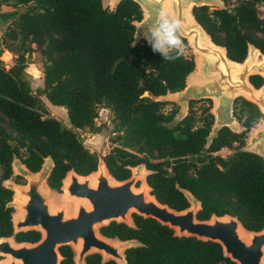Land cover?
Here are the masks:
<instances>
[{"label": "trees", "instance_id": "16d2710c", "mask_svg": "<svg viewBox=\"0 0 264 264\" xmlns=\"http://www.w3.org/2000/svg\"><path fill=\"white\" fill-rule=\"evenodd\" d=\"M222 7L193 6L196 20L211 40L226 48L227 56L242 61L248 44L264 53V0H222ZM14 9L0 11L8 23L0 33V236L13 233L6 206L12 191L3 180L12 176L11 162L19 158L30 171L49 156L53 166L46 183L59 190L66 172L87 175L97 168L98 155L89 150L75 129L98 133L100 107L111 111L110 149L102 156L109 174L124 180L130 167L144 164L145 181L159 202L176 210L189 203L181 191L200 201L198 219L230 214L248 230L264 227V158L244 149L247 132L263 117L258 107L236 97L233 115L243 129L226 126L208 139L213 124L211 103L199 110L190 100L186 114L170 124L178 106L165 109L158 97L182 89L195 68L194 55L184 41V52L166 62L145 39L133 42L134 21L142 11L134 0H120L114 7L102 0H0ZM24 5L23 10L15 9ZM14 54L9 63L4 51ZM42 58V94L62 106L71 128L52 116H43L40 99L26 70L33 52ZM259 87L264 78L249 76ZM222 148L230 151L226 155ZM18 179L19 176H14ZM134 226L110 221L100 226L102 235L120 240L136 239L125 249L127 264H236L222 253L219 243L194 236H178L151 217L132 213ZM17 241H35L39 232L19 231ZM60 264H74L68 245L59 247ZM84 264H117L102 261L99 253L85 256Z\"/></svg>", "mask_w": 264, "mask_h": 264}, {"label": "water", "instance_id": "95a60500", "mask_svg": "<svg viewBox=\"0 0 264 264\" xmlns=\"http://www.w3.org/2000/svg\"><path fill=\"white\" fill-rule=\"evenodd\" d=\"M119 1L114 0L113 7ZM134 1L142 11L141 20L134 21V43L139 41L136 36L140 26L150 27L160 8L166 7L172 15L183 21L181 37L194 55V78L191 81L186 79L182 89L158 97L178 104L170 124L173 125L186 114L190 100L198 99L213 101L210 109L213 124L208 139L215 136L222 126L234 132L240 131L233 115L236 97L254 103L264 116V82L255 87L249 80V76L254 74L264 78V53L248 44L246 56L238 62L227 56L224 46L211 40L194 17L192 8L210 6L213 0ZM218 1L223 4L222 0ZM139 37L144 39L142 33ZM250 143L252 148L244 149L264 158V124L253 131ZM52 166V159L47 156L41 167L31 172L20 159L13 158V171L27 180L25 185L5 182L14 191V200L8 203L17 209L12 216L14 231L35 229L41 232V238L34 243H16L12 237L0 238V254L8 255L7 261L0 264H59L61 255L58 247L61 245L71 247L75 264H84V257L94 252L101 255L102 261L112 259L117 264H127L125 249L140 242L136 239L106 237L100 233L99 227L110 221L134 226L132 213L151 217L167 225L173 229L174 235L215 241L221 246L223 255L236 264H264V227L256 231L248 230L236 216L227 213L198 219L196 212L200 209V201L183 188L181 191L189 203L186 208L176 210L159 202L150 193L151 187L145 181L149 170L142 163L131 166V174L124 180L114 179L100 156L96 170L87 175H79L70 169L60 186L64 203L57 205L52 203L56 197L54 192L45 187ZM16 197L23 199L17 200ZM69 202L74 205L72 212L68 210Z\"/></svg>", "mask_w": 264, "mask_h": 264}, {"label": "rangeland", "instance_id": "374dc122", "mask_svg": "<svg viewBox=\"0 0 264 264\" xmlns=\"http://www.w3.org/2000/svg\"><path fill=\"white\" fill-rule=\"evenodd\" d=\"M102 2L105 6H108L111 8V7H113L114 0H103ZM222 5L223 4L220 1L213 0V2L210 4L209 7H211V8H213L215 6L220 7ZM24 8H25L24 5H20V6L15 7V9H17V10H23ZM259 8H260V15L264 18V5L260 6ZM11 9H14V7H12L10 5H4V4L0 5V11H6V10H11ZM7 23H8V20H5L3 17L0 16V33L3 32ZM140 39H141V37L137 38V40H140ZM184 52H187V50L185 48H184ZM1 58L4 62L9 63L10 61H12L14 59V54L12 52L6 50L3 52ZM42 68H43L42 67V58H41L40 54L35 51L28 58L26 70L31 75V81H30L31 87H32L33 91L36 93V95L38 96V98L40 99L41 104L43 106V108H41L42 114H43V116L55 117V118L59 119L65 127L71 128V125L68 122V118H67V114H66L65 109L62 106L51 104L46 99V97L44 95L37 93V89L39 87H42V85H43ZM209 101L210 102L198 101V102L194 103V108L199 110L200 107H202L204 104L208 105V103L209 104L211 103V108H212L213 101L210 99H209ZM171 103H173V102H169L168 104H166L165 109L171 108L172 107ZM174 103L178 106L177 102H174ZM111 117H112V113L109 109L104 108V107H100L98 110V115H97L96 120H95L96 124H103L104 125L100 132L93 133V132L88 131L87 129H75L74 128V131L76 132L77 136L82 140L83 144L89 150L94 151L100 157H102L111 147V142L108 139L109 134H110V130L112 127ZM236 124H238V130L243 129V127L239 121L236 120ZM263 124H264V116L262 118H260L256 123H254L253 126L250 128V130L247 132V137H246L245 145L243 148H246V147L252 148V145L250 143V137L252 136L253 131L255 129L261 127ZM229 151H230V149H228V148H222L219 150L218 153H220L221 155H226ZM14 174H15V172H14ZM8 181H11L13 183L17 182L14 178H10ZM141 181L144 182L143 179ZM23 182H24V178H21L18 180V183L23 184ZM137 185H139V182L137 183ZM45 187L48 191L54 192V195L56 196L52 200L53 204L57 205V204L64 203L61 200L62 194H63L62 190L56 191L54 189L49 188L47 185H45ZM15 199L22 200L23 197H16ZM73 209H74L73 203L69 202L68 210L70 212H72ZM3 258L7 259L8 257L3 256Z\"/></svg>", "mask_w": 264, "mask_h": 264}, {"label": "clouds", "instance_id": "9594fccd", "mask_svg": "<svg viewBox=\"0 0 264 264\" xmlns=\"http://www.w3.org/2000/svg\"><path fill=\"white\" fill-rule=\"evenodd\" d=\"M182 30L183 21L166 7H161L150 27L140 26L136 39L142 33L154 53H158L164 61L172 62L180 58L185 48Z\"/></svg>", "mask_w": 264, "mask_h": 264}, {"label": "flooded vegetation", "instance_id": "af4514ba", "mask_svg": "<svg viewBox=\"0 0 264 264\" xmlns=\"http://www.w3.org/2000/svg\"><path fill=\"white\" fill-rule=\"evenodd\" d=\"M19 159V158H18ZM21 161V160H20ZM22 162V161H21ZM43 163V162H42ZM41 163V164H42ZM22 164H24L23 162H22ZM25 165V164H24ZM26 167V166H25ZM41 167V166H40ZM27 168V167H26ZM11 169H12V176L11 177H9V178H7V179H5V180H3V182H2V184L6 187V188H8L6 185H5V182H7L10 178H14V176H19V178L18 179H15L17 182L15 183V184H18V185H25L26 184V182H27V180H26V178L24 177V176H21V175H19V174H14V171H13V168H12V162H11ZM28 169V168H27ZM29 170V169H28ZM37 171V170H36ZM36 171H31V172H36ZM21 178H24V182H23V184L22 183H18V180L19 179H21ZM47 180V179H46ZM9 182H11V181H9ZM11 183H13V182H11ZM46 185H47V183H46ZM48 186V185H47ZM61 186V185H60ZM49 187V186H48ZM50 188V187H49ZM10 189V188H9ZM51 189H54V188H51ZM11 191H12V197H11V199L6 203V206H9L8 205V203L9 202H11V201H13L14 200V191L12 190V189H10ZM54 190H56V189H54ZM56 191H61L60 190V187H59V190H56ZM10 207H12L13 208V211L11 212V223H12V229H13V233L11 234V235H8V236H0V238H2V237H12L13 238V240L16 242V243H21V242H27V243H34V242H37L40 238H41V232L40 231H38V230H35V229H28V230H35V231H38L39 232V238L37 239V240H35V241H26V240H22V241H17V240H15V238H14V234L15 233H17V232H19V231H14V227H13V222H12V216H13V213H15L16 211H17V209L15 208V207H13V206H10ZM20 231H27V230H20ZM62 246V245H61ZM69 246V245H68ZM60 247V246H59ZM59 247H58V252H59V254L61 255V253H60V251H59ZM70 247V246H69ZM71 248V247H70ZM72 250V249H71ZM72 252H73V250H72ZM73 255H74V253H73ZM3 256H6V257H8V255H2V254H0V262H3V261H7V259H5V258H3ZM62 255H61V259H62ZM73 258V257H72ZM61 259H60V261H61ZM73 262H74V260H73ZM84 263H85V257H84ZM60 264V263H59ZM75 264V263H74Z\"/></svg>", "mask_w": 264, "mask_h": 264}, {"label": "bare ground", "instance_id": "6f19581e", "mask_svg": "<svg viewBox=\"0 0 264 264\" xmlns=\"http://www.w3.org/2000/svg\"><path fill=\"white\" fill-rule=\"evenodd\" d=\"M194 78L193 71L187 76L188 81H191ZM150 196V195H149Z\"/></svg>", "mask_w": 264, "mask_h": 264}, {"label": "crops", "instance_id": "0c3cea01", "mask_svg": "<svg viewBox=\"0 0 264 264\" xmlns=\"http://www.w3.org/2000/svg\"><path fill=\"white\" fill-rule=\"evenodd\" d=\"M112 8V7H111Z\"/></svg>", "mask_w": 264, "mask_h": 264}]
</instances>
